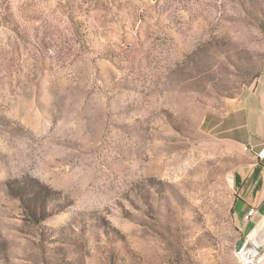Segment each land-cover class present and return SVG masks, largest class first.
I'll use <instances>...</instances> for the list:
<instances>
[{
	"label": "rangeland",
	"instance_id": "rangeland-1",
	"mask_svg": "<svg viewBox=\"0 0 264 264\" xmlns=\"http://www.w3.org/2000/svg\"><path fill=\"white\" fill-rule=\"evenodd\" d=\"M263 71L264 0H0V264H264L221 126Z\"/></svg>",
	"mask_w": 264,
	"mask_h": 264
},
{
	"label": "crops",
	"instance_id": "crops-1",
	"mask_svg": "<svg viewBox=\"0 0 264 264\" xmlns=\"http://www.w3.org/2000/svg\"><path fill=\"white\" fill-rule=\"evenodd\" d=\"M221 126L229 141L246 150L247 162L232 174L235 191L233 211L241 233L255 240L256 236L261 237L264 233V226L256 229L264 219V161L255 157L264 145V71L250 92L223 117ZM249 208L256 209V215L246 221L244 215Z\"/></svg>",
	"mask_w": 264,
	"mask_h": 264
},
{
	"label": "bare ground",
	"instance_id": "bare-ground-1",
	"mask_svg": "<svg viewBox=\"0 0 264 264\" xmlns=\"http://www.w3.org/2000/svg\"><path fill=\"white\" fill-rule=\"evenodd\" d=\"M260 243H255L256 248L259 247ZM241 251H244L242 253V258L245 261V263H252L253 261H256V259L258 258V252L256 251V249L254 247H252L251 244H249V242H245L244 247L242 248ZM239 251V252H241ZM255 258V259H254ZM254 259V260H252Z\"/></svg>",
	"mask_w": 264,
	"mask_h": 264
},
{
	"label": "built area",
	"instance_id": "built-area-1",
	"mask_svg": "<svg viewBox=\"0 0 264 264\" xmlns=\"http://www.w3.org/2000/svg\"><path fill=\"white\" fill-rule=\"evenodd\" d=\"M256 160L258 161H264V145L256 152ZM256 215V209L253 208H249L246 211V214L244 215V220L249 221L250 219H252L254 216ZM256 230V229H255ZM254 231V230H253ZM252 233V232H251ZM244 240V244H245ZM244 247V245L241 247V249Z\"/></svg>",
	"mask_w": 264,
	"mask_h": 264
},
{
	"label": "water",
	"instance_id": "water-1",
	"mask_svg": "<svg viewBox=\"0 0 264 264\" xmlns=\"http://www.w3.org/2000/svg\"><path fill=\"white\" fill-rule=\"evenodd\" d=\"M243 245H244V240H240V241L237 243V245H236V247H235V250H236V251H239Z\"/></svg>",
	"mask_w": 264,
	"mask_h": 264
}]
</instances>
